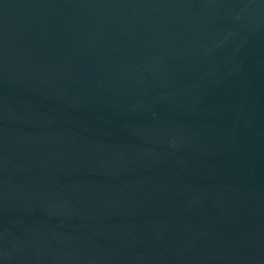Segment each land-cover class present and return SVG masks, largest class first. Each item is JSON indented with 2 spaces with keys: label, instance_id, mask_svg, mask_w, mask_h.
I'll use <instances>...</instances> for the list:
<instances>
[{
  "label": "water",
  "instance_id": "1",
  "mask_svg": "<svg viewBox=\"0 0 264 264\" xmlns=\"http://www.w3.org/2000/svg\"><path fill=\"white\" fill-rule=\"evenodd\" d=\"M0 264H264V0H0Z\"/></svg>",
  "mask_w": 264,
  "mask_h": 264
}]
</instances>
